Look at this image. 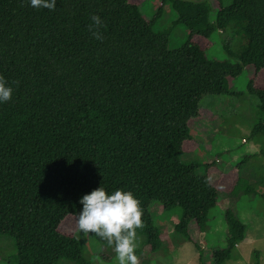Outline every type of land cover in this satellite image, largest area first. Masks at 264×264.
<instances>
[{
	"label": "trees",
	"instance_id": "trees-1",
	"mask_svg": "<svg viewBox=\"0 0 264 264\" xmlns=\"http://www.w3.org/2000/svg\"><path fill=\"white\" fill-rule=\"evenodd\" d=\"M170 2L174 24L189 30L175 49L171 27L155 31L157 16L144 17L140 0H57L54 11L0 0V75L13 88L0 103V235L14 242L12 264H92L74 231L82 196L100 186L141 202L137 256L162 244L153 202L180 207L173 229L198 248L210 211L220 209L225 246L210 264H224L244 239L246 224L221 197L235 194L243 162L233 174L217 156L201 164L181 155L198 146L190 129L204 117L203 98L232 94L243 70L261 113L251 136H264V0ZM93 15L104 22L102 41L89 30ZM216 30L231 34L236 47L225 49L236 62L208 57Z\"/></svg>",
	"mask_w": 264,
	"mask_h": 264
},
{
	"label": "rangeland",
	"instance_id": "rangeland-1",
	"mask_svg": "<svg viewBox=\"0 0 264 264\" xmlns=\"http://www.w3.org/2000/svg\"><path fill=\"white\" fill-rule=\"evenodd\" d=\"M222 2L227 6L231 0ZM139 9L147 19L157 16L155 31L171 27L169 49H175L186 41L189 30L183 23L174 24L177 13L170 0H140ZM209 20L214 21L213 11L209 14ZM226 43L230 44L231 50L235 49L236 43H233L231 34L216 30L212 35L208 57L236 62L235 58L228 55ZM246 82L247 73L243 70L233 82L232 94L208 95L203 98L201 107L204 117L195 128L190 129L198 146L194 151L181 155L182 161L198 160L201 164L212 161L217 156L220 170H231L233 174H237L235 164L243 162L235 194L220 192L221 197L230 203L229 207L247 226L244 239L236 245L231 258L224 264H264V156L259 153L264 136H251V128L260 119L261 113L258 98L248 92ZM198 172L202 173L203 168H198ZM148 210L161 234L162 244L153 253L140 251V264H200V253L202 260L210 264L213 262V251L225 246L227 226L220 209L210 211L209 229L197 239L199 248L173 229L181 217L180 207L165 210L160 203L153 202ZM63 228L73 231L74 225L67 221ZM74 233L83 246L84 256L92 264H117L112 246H103L90 233L87 237L76 229ZM16 254L13 240L0 235V264L16 263ZM58 264L73 262L61 259Z\"/></svg>",
	"mask_w": 264,
	"mask_h": 264
},
{
	"label": "clouds",
	"instance_id": "clouds-1",
	"mask_svg": "<svg viewBox=\"0 0 264 264\" xmlns=\"http://www.w3.org/2000/svg\"><path fill=\"white\" fill-rule=\"evenodd\" d=\"M57 0H30L33 8L54 11ZM89 30L97 40H103L99 29L104 22L99 15L91 17ZM18 81L16 84L18 85ZM13 88L0 75V103L12 99ZM82 211L77 218L78 232L85 237L89 233L106 241L113 247L117 264H140L136 255L137 229L144 227L143 209L139 199L131 192L117 189L112 193L102 186L82 196ZM79 239V237H77Z\"/></svg>",
	"mask_w": 264,
	"mask_h": 264
}]
</instances>
